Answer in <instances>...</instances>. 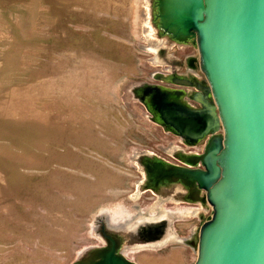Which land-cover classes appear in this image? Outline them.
Segmentation results:
<instances>
[{"label": "rangeland", "instance_id": "rangeland-1", "mask_svg": "<svg viewBox=\"0 0 264 264\" xmlns=\"http://www.w3.org/2000/svg\"><path fill=\"white\" fill-rule=\"evenodd\" d=\"M157 14L154 0H0V264H73L107 244L103 232L120 239L159 215L162 239L122 238L119 251L194 263L212 208L180 183L153 188L144 160L188 165L207 138L169 131L132 89L183 97L195 86L179 78L207 80L195 38L175 41Z\"/></svg>", "mask_w": 264, "mask_h": 264}, {"label": "water", "instance_id": "water-1", "mask_svg": "<svg viewBox=\"0 0 264 264\" xmlns=\"http://www.w3.org/2000/svg\"><path fill=\"white\" fill-rule=\"evenodd\" d=\"M154 3L169 36L195 38L207 80L202 91L214 104L192 109L180 102L181 90L158 85L136 91L145 106L156 102L152 119L169 131L191 144L207 138L197 163L144 160L153 188L180 183L204 192L212 213L199 227L193 264H264V0ZM103 234L107 244L73 264H136L119 251L117 236Z\"/></svg>", "mask_w": 264, "mask_h": 264}, {"label": "flooded vegetation", "instance_id": "flooded-vegetation-1", "mask_svg": "<svg viewBox=\"0 0 264 264\" xmlns=\"http://www.w3.org/2000/svg\"><path fill=\"white\" fill-rule=\"evenodd\" d=\"M157 55H159V58H162V56L158 53ZM163 60H170V58H168V57H166V58H162ZM161 59V60H162ZM190 59V58H189ZM187 60V62H186V64L187 65H191V61L190 60ZM171 60H173V59H171ZM166 76V75H165ZM165 76L164 75H161V78H165ZM172 79V78H171ZM176 79V78H175ZM190 79H192L191 81H190ZM179 80H181V81H183V82H185V84H188V83H192V84H194V86H195V89H192V90H190V93H188V94H186V95H184L183 97H185V98H183V97H181V99H180V102L183 104V105H185V106H187V107H190V108H192V109H204V106L202 105V103H204L205 105H210V101H209V99L207 98V96H206V94H205V92L204 91H202V88H203V85H201L197 80H196V78H194V77H191V78H186V77H183V78H179ZM138 86H136L135 88H133L132 89V91L134 92V94L136 93V91H137V88ZM165 88H168V87H165ZM168 89H170V90H181L182 92L184 91V89L183 88H168ZM154 95V97H157V98H159V96H160V94H158V93H156V91L155 90H153V92H152ZM151 93V94H152ZM150 94V95H151ZM179 99V98H178ZM189 100V101H188ZM147 108L149 109V112H150V115H151V117L153 118V119H155V120H157V118H158V116H159V113H158V106H157V104H156V102L155 103H152V101H148L147 100ZM186 142H189L190 143V141H189V139H187L186 137L185 138H183ZM199 142V141H198ZM198 142H196V143H194L193 144V146H195V145H197L198 144ZM196 157L197 156H194V155H192V156H190V157H188L187 158V160H188V165H190V163H195V160H196ZM196 165V164H195ZM185 166V165H184ZM198 166H199V164H198ZM200 199H201V197H200ZM166 217L164 216V215H159V216H155V217H153V218H150L151 219V221L149 222V223H152V224H154V226H155V224H156V226H158L159 227V230H160V232H158L157 234H152L149 238H136V239H131L130 238V240H129V242L130 243H132V242H139V243H141L142 241H144L145 243H147V242H154V241H158V240H160V239H162L164 236V228L163 227H161L162 226V224L164 223H166L167 222V220L165 219ZM148 221H146V222H139V223H134V221L132 222V223H130L129 224V228H124V229H122V230H120L119 232H117V233H121V232H124V231H126L125 229H131V231H133V230H135V229H138V228H140V226H142L143 224H145V223H147ZM155 226V227H156ZM154 231V230H153ZM152 233H154V232H152Z\"/></svg>", "mask_w": 264, "mask_h": 264}, {"label": "bare ground", "instance_id": "bare-ground-1", "mask_svg": "<svg viewBox=\"0 0 264 264\" xmlns=\"http://www.w3.org/2000/svg\"><path fill=\"white\" fill-rule=\"evenodd\" d=\"M140 87H141V85L138 86L136 89L138 90V89H140ZM135 97H136V93H135ZM201 199H202V197H201ZM166 224L167 223H165V224L163 223L161 227L165 228ZM155 226H156V224H155ZM155 226L152 223H145L142 226H140L139 229H135L132 232H128V231L121 232V234H119V235H121L120 241H121V243L124 239L129 241L130 238L132 237V233L135 234L138 238H141V237L142 238H149L152 234H157L158 232H160L159 227L158 226L155 227ZM152 232H154V233H152ZM122 238H123V240H122ZM132 238H134V236Z\"/></svg>", "mask_w": 264, "mask_h": 264}, {"label": "crops", "instance_id": "crops-1", "mask_svg": "<svg viewBox=\"0 0 264 264\" xmlns=\"http://www.w3.org/2000/svg\"><path fill=\"white\" fill-rule=\"evenodd\" d=\"M138 264V263H137Z\"/></svg>", "mask_w": 264, "mask_h": 264}]
</instances>
